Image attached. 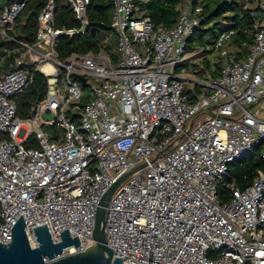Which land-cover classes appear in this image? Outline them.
Instances as JSON below:
<instances>
[{"label":"built area","instance_id":"built-area-1","mask_svg":"<svg viewBox=\"0 0 264 264\" xmlns=\"http://www.w3.org/2000/svg\"><path fill=\"white\" fill-rule=\"evenodd\" d=\"M66 1L81 27L57 28L49 0L33 44L12 34L26 1L0 9V40L18 44L8 55L19 53L0 74V243L12 242L23 215L33 247L34 228L47 224L54 242L65 229L78 236L79 245L60 257L94 248L104 194L138 167L106 206L114 257L127 264H264V175L245 188L229 182L227 200L219 190L231 165L264 143V0L245 57L235 59L221 39L219 73L206 70L203 78L186 67L205 53L202 46L187 53L202 21L192 0H184L171 28L155 25L135 0H114L118 51L61 60L60 37L89 25L90 0ZM34 72L48 90L21 118L15 97Z\"/></svg>","mask_w":264,"mask_h":264},{"label":"trees","instance_id":"trees-1","mask_svg":"<svg viewBox=\"0 0 264 264\" xmlns=\"http://www.w3.org/2000/svg\"><path fill=\"white\" fill-rule=\"evenodd\" d=\"M13 0H4L3 4ZM26 5L21 12L16 29L12 34L20 40L30 44L36 42L39 30L38 17L49 0H25ZM56 4L55 25L57 28H80V22L66 0H53ZM136 3L149 15L155 25H163L166 28L173 27L179 18L181 9L185 6L184 0H135ZM263 0H192L193 9L202 18L201 24L195 29L188 39V50L194 47H205V52L215 51L219 40H227L225 46L235 59L245 57L249 46L254 41V23L257 3ZM114 0H90L87 10L89 25L84 33L75 34L72 37L62 35L59 39L57 51L61 60L74 53L99 52L103 48L110 51V46H104L103 42L112 30L111 24L114 12ZM0 58L6 55L0 66V71L11 70V65L18 52H12L7 56L6 48L15 49L16 42L7 43L0 40ZM208 61V62H207ZM205 65L197 70L201 75L209 70L213 77L217 76L221 68V62H216L215 69L209 59ZM48 90V83L44 75L34 72V81L15 97L18 116L26 118L30 115L32 106L42 100ZM197 90V89H196ZM264 143L257 146L240 160L231 165L230 176L219 186L224 200L230 198V192L226 185L236 181L241 188L251 184L257 176L264 175V160L262 153Z\"/></svg>","mask_w":264,"mask_h":264},{"label":"water","instance_id":"water-1","mask_svg":"<svg viewBox=\"0 0 264 264\" xmlns=\"http://www.w3.org/2000/svg\"><path fill=\"white\" fill-rule=\"evenodd\" d=\"M133 168L122 175L104 194L97 213L94 240L96 246L83 253L60 257L63 250L78 246V236L72 237L69 229L61 232V241L54 242L47 224L34 228L38 245L33 247L26 232V223L22 217L12 228V242L0 243V264H127L120 257H114L113 249L107 244L105 234L106 206L112 194L124 178L137 170ZM49 259V262H46Z\"/></svg>","mask_w":264,"mask_h":264},{"label":"rangeland","instance_id":"rangeland-1","mask_svg":"<svg viewBox=\"0 0 264 264\" xmlns=\"http://www.w3.org/2000/svg\"><path fill=\"white\" fill-rule=\"evenodd\" d=\"M1 2V0H0ZM108 39V43L104 40L103 44L104 46H110V51H118V41L116 40V36H115V30L112 29L110 31V35L107 36ZM224 41V40H223ZM225 42V41H224ZM223 42V43H224ZM194 49H196V47L189 49L188 50V54L192 53L194 51ZM209 59L210 63L212 64H216V62L220 61V58L218 57V50H215L213 52H205L202 56H200L199 58L195 57L194 59L191 60V62H187L186 63V67L189 68H194L195 72H197L198 69H200L201 67H203V65H205V62ZM208 62V61H207ZM200 78L205 77V76H199ZM48 132H52L53 128H47ZM257 147H255L253 149L256 150Z\"/></svg>","mask_w":264,"mask_h":264},{"label":"crops","instance_id":"crops-1","mask_svg":"<svg viewBox=\"0 0 264 264\" xmlns=\"http://www.w3.org/2000/svg\"><path fill=\"white\" fill-rule=\"evenodd\" d=\"M2 1H4V0H1V2H0V9H2V8H1V3H2ZM6 4H7V3H6ZM4 5H5V3L3 4V6H4ZM3 6H2V7H3ZM7 56H8V54H7ZM5 57H6V55H4V56H2V57L0 58V66H1L2 63L4 62ZM11 65L14 66L13 62H12ZM6 71H8V70H2V71H0V74L4 73V72H6Z\"/></svg>","mask_w":264,"mask_h":264}]
</instances>
